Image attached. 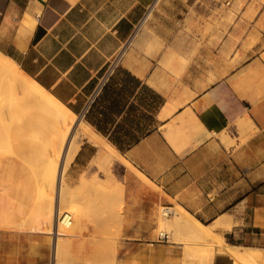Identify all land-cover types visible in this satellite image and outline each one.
Instances as JSON below:
<instances>
[{"label":"crops","instance_id":"1","mask_svg":"<svg viewBox=\"0 0 264 264\" xmlns=\"http://www.w3.org/2000/svg\"><path fill=\"white\" fill-rule=\"evenodd\" d=\"M154 1L0 0V52L90 132L78 139L68 177L103 178L104 165L126 180V226L152 227L158 205L178 206L205 226L223 220L226 243L257 264L253 256L264 250V0H219L235 10L217 49L199 48L192 29L185 42L153 38L140 54L130 42ZM185 2L193 18L198 0ZM169 246L134 239L128 264H169ZM49 254L47 245L27 256ZM235 263L225 250L212 258Z\"/></svg>","mask_w":264,"mask_h":264},{"label":"rangeland","instance_id":"2","mask_svg":"<svg viewBox=\"0 0 264 264\" xmlns=\"http://www.w3.org/2000/svg\"><path fill=\"white\" fill-rule=\"evenodd\" d=\"M226 6L219 0H198L193 4L192 18L189 2L157 0L148 9L150 12L132 38L130 48L141 54L143 44H149V41H154L153 38H157V42L158 38L185 42L193 29L199 48L211 46L217 49L234 21L235 9ZM155 28H164L160 37L154 34L157 32ZM7 78L0 75V250L5 246L8 256L0 254V258H10L8 264H128V250L134 239H163L168 245H174L169 246L173 251L169 264H203L200 258H189L184 253L185 249L199 252L207 247L205 250L211 252L215 242L198 237L194 226L184 223L190 216L178 206L167 208L158 205L152 215V227L126 226V180L118 178L110 167L105 168L104 165L99 166L103 178L94 173L87 178L82 175L81 178L70 179L67 174L69 164L66 167L59 205L62 212L68 210L75 216L71 218L74 222L72 230L69 228L68 232L66 229L65 234L58 237L57 255L54 256L53 229L50 233L41 224L47 208L51 209L55 203L56 184L51 171L57 154L49 159L43 133L45 129L42 132L47 124L42 119L48 120L47 113L52 114L53 110L42 107L40 112L42 108L35 110L30 103L26 105V98L30 96L23 94V89L32 80L27 75L26 85ZM26 124L29 130H26L28 127L22 129ZM79 125L82 124L76 128L79 129ZM165 209L170 213L164 215ZM162 231L164 235L160 234ZM222 236L228 241L225 234ZM47 245L50 247L48 258L27 256L33 254L36 248H46ZM256 253L253 260L264 264V250H257ZM210 255L207 262L212 264L213 255Z\"/></svg>","mask_w":264,"mask_h":264},{"label":"bare ground","instance_id":"3","mask_svg":"<svg viewBox=\"0 0 264 264\" xmlns=\"http://www.w3.org/2000/svg\"><path fill=\"white\" fill-rule=\"evenodd\" d=\"M156 0L154 1V3ZM0 75L3 77H8L14 79L18 83H24L26 79V75L23 71L19 70L17 63L9 56L3 54L0 52ZM28 77V76H27ZM25 84V83H24ZM29 84V85H28ZM24 87L23 94H28L30 98H26L27 103L26 105H33L35 107V110L43 108H51L50 110H53L51 113L48 114V120L47 119H42L43 121L46 120L45 128L41 127L43 126L42 124L39 125L45 132L44 138L45 141L47 142L46 147L48 146V150L46 149V152L48 153L47 155L49 156V159L52 158V156L57 154V159L56 157L54 158V165H53V171H51V176L53 172V181L56 183L57 189L55 191V203L54 207L47 208L46 213L44 214V218L41 220L42 226H44L48 232H50V229H53L52 234H53V255L56 256V248L58 247L57 245V239L58 237L66 231L69 228L71 229V226L74 222H72L73 219H70V221L67 219V216L70 215L71 218L72 216H75L74 214H71V211L69 212L68 210L65 212H62L60 209V197H62V184L64 181V170L66 168L67 163L69 160H71L72 156L75 154V152L78 150V139L83 138V136H88L90 132L86 129L84 125H79L80 128L78 127V117L74 112L71 110L67 109L64 107L57 99H55L51 94H49L47 91H45L39 84H37L34 80H30L29 83ZM26 85V84H25ZM21 86V85H20ZM43 108L41 109L40 112H42ZM46 112H49V109H46ZM38 111H36L37 113ZM44 112V111H43ZM35 115V113H34ZM46 115V114H45ZM47 116V115H46ZM41 120V119H40ZM39 121V120H38ZM25 124V123H23ZM40 124V123H39ZM29 125V124H28ZM23 126V125H22ZM32 125L30 124V127ZM28 127V128H26ZM36 127V125H34ZM21 128V126H20ZM26 128V130H29V126L24 125L22 129ZM32 128V127H31ZM21 131V130H20ZM34 131V130H33ZM24 132V131H23ZM40 132V131H39ZM22 133V132H21ZM28 133V131H27ZM30 133V132H29ZM22 136L23 133L21 134ZM76 139V137H78ZM25 137V136H24ZM23 138L24 141L26 139ZM21 138V139H22ZM40 138H42L40 136ZM39 138V139H40ZM14 141V140H13ZM42 141H44L42 139ZM21 144V143H20ZM29 144V143H28ZM22 145H25L22 144ZM47 162H50L49 160ZM47 164V163H46ZM49 164V163H48ZM48 166V165H46ZM51 165H49L50 167ZM48 168V167H47ZM46 168V171H47ZM50 167V169H52ZM49 170V169H48ZM50 171V170H49ZM47 173V172H46ZM50 172L47 174L49 175ZM51 177V178H52ZM59 185V188H58ZM43 210V209H42ZM62 213H61V212ZM43 215V213H41ZM65 214V215H64ZM163 214L167 215L168 210L165 209L163 210ZM179 215L182 216L181 212H179ZM75 218V217H74ZM40 222V221H39ZM184 223L188 225H193L194 226V231L198 235V237L202 239H207L215 242V248L211 252L205 249H202L201 251H193L189 248L185 249V254L189 258H200L202 259L203 264H210V262H207V258L210 255H214V253L220 252V251H227L229 254L235 257L237 263L241 264H254L251 262L248 258H246L242 252L240 251L239 247L235 245H231L226 243L224 240V237L222 234L219 232L220 229H223L224 227L229 228V225L225 226V223L223 220H217L214 222L211 227L205 226L201 224L200 222L193 220L189 217V220H186ZM227 224V223H226ZM40 227V225H38ZM44 228V230H45ZM46 230V231H47ZM72 230V229H71ZM69 232V230H68ZM68 232H66L68 234ZM51 233V232H50ZM66 234V235H67ZM161 235H164V231L160 233ZM212 245V244H209ZM203 247V246H202ZM213 247V246H212ZM209 248H211L209 246ZM250 248V247H249ZM247 255V254H246ZM186 259V258H185ZM184 259V260H185ZM57 261V260H56ZM209 261V260H208ZM189 262V260H188ZM235 263V264H237ZM57 264V263H54Z\"/></svg>","mask_w":264,"mask_h":264},{"label":"built area","instance_id":"4","mask_svg":"<svg viewBox=\"0 0 264 264\" xmlns=\"http://www.w3.org/2000/svg\"><path fill=\"white\" fill-rule=\"evenodd\" d=\"M168 213H170V211H169ZM64 215H65V214H64ZM67 219L70 221V219H71V216H70V215H68V216H67Z\"/></svg>","mask_w":264,"mask_h":264}]
</instances>
